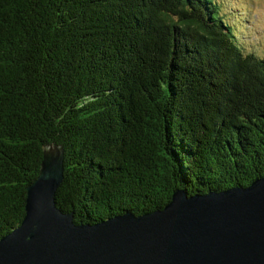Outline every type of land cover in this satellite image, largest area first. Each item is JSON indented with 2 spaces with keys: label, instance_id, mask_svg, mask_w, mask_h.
<instances>
[{
  "label": "trees",
  "instance_id": "1",
  "mask_svg": "<svg viewBox=\"0 0 264 264\" xmlns=\"http://www.w3.org/2000/svg\"><path fill=\"white\" fill-rule=\"evenodd\" d=\"M239 18L229 0H0V240L50 146L75 224L263 178L264 55Z\"/></svg>",
  "mask_w": 264,
  "mask_h": 264
},
{
  "label": "water",
  "instance_id": "2",
  "mask_svg": "<svg viewBox=\"0 0 264 264\" xmlns=\"http://www.w3.org/2000/svg\"><path fill=\"white\" fill-rule=\"evenodd\" d=\"M64 151L44 150L22 224L0 240V264H264V177L248 187L189 196L163 209L75 224L56 205Z\"/></svg>",
  "mask_w": 264,
  "mask_h": 264
},
{
  "label": "rangeland",
  "instance_id": "3",
  "mask_svg": "<svg viewBox=\"0 0 264 264\" xmlns=\"http://www.w3.org/2000/svg\"><path fill=\"white\" fill-rule=\"evenodd\" d=\"M229 2L233 11L240 17L237 24L244 30L243 36L246 38L243 40L250 44L257 54L264 55V0H229Z\"/></svg>",
  "mask_w": 264,
  "mask_h": 264
}]
</instances>
